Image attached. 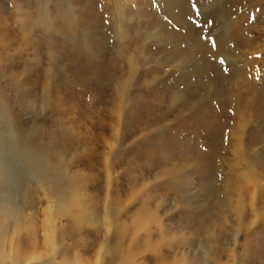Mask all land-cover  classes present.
<instances>
[{"label":"rangeland","instance_id":"obj_1","mask_svg":"<svg viewBox=\"0 0 264 264\" xmlns=\"http://www.w3.org/2000/svg\"><path fill=\"white\" fill-rule=\"evenodd\" d=\"M0 264H264V0H0Z\"/></svg>","mask_w":264,"mask_h":264},{"label":"bare ground","instance_id":"obj_2","mask_svg":"<svg viewBox=\"0 0 264 264\" xmlns=\"http://www.w3.org/2000/svg\"><path fill=\"white\" fill-rule=\"evenodd\" d=\"M3 118V117H2ZM31 147H30V144H27V149H30ZM28 161H29V159H28ZM51 161L50 160H48V159H46L44 156H43V158H42V160H41V158H39V165L41 166V164H47V165H51ZM55 166H56V164H55V161H54V163H53ZM54 166V167H55ZM24 224V223H23ZM46 241V240H45ZM49 242V241H48ZM46 243V242H45ZM50 243H52L53 244V241H50ZM48 244V243H47ZM49 246V245H48Z\"/></svg>","mask_w":264,"mask_h":264},{"label":"snow or ice","instance_id":"obj_3","mask_svg":"<svg viewBox=\"0 0 264 264\" xmlns=\"http://www.w3.org/2000/svg\"><path fill=\"white\" fill-rule=\"evenodd\" d=\"M209 39L211 40V42H212V44H213V47H215V38L210 37ZM221 62L223 63V61H221Z\"/></svg>","mask_w":264,"mask_h":264}]
</instances>
